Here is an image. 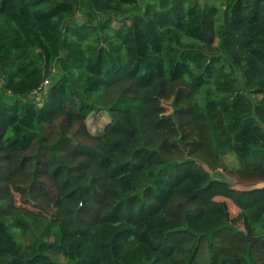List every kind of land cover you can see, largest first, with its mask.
Instances as JSON below:
<instances>
[{
    "label": "trees",
    "instance_id": "16d2710c",
    "mask_svg": "<svg viewBox=\"0 0 264 264\" xmlns=\"http://www.w3.org/2000/svg\"><path fill=\"white\" fill-rule=\"evenodd\" d=\"M156 91L174 92L171 114L149 106ZM33 149L58 216L27 243L22 215L37 216L12 184ZM50 253L264 264V0H0V264H63Z\"/></svg>",
    "mask_w": 264,
    "mask_h": 264
},
{
    "label": "rangeland",
    "instance_id": "374dc122",
    "mask_svg": "<svg viewBox=\"0 0 264 264\" xmlns=\"http://www.w3.org/2000/svg\"><path fill=\"white\" fill-rule=\"evenodd\" d=\"M174 92L168 93L166 95H160L158 92H154L151 95L148 103L151 109H153L158 114H171L173 112L172 102L174 99ZM39 97H44V93L39 94ZM179 104H186L183 101H180ZM110 116L107 112L102 114H92L88 120V126L94 134H100L104 126L109 121ZM33 151L19 154L16 157L15 163L17 167V176L12 184V190L15 196L16 204L31 211L37 217H40L42 220L37 219L33 215H27L23 213L24 219H26L31 224V232H28L26 235H22L18 232V238L23 239L27 243H32L36 239H44L43 231L47 225L46 219H52L58 216V212L55 207H53L48 201L38 191L37 186L32 184V171H33ZM225 167L221 169V176L227 178L230 177L226 174V165L229 164L230 169L232 167L238 166L237 161L233 157H227ZM212 174V172H210ZM214 175V174H213ZM220 201H225L230 210L231 222L234 226L239 228L241 231L248 233L249 225L245 216L241 211L234 206L231 200L226 198H218ZM50 256L57 258L65 264L60 256H57L54 253H50Z\"/></svg>",
    "mask_w": 264,
    "mask_h": 264
},
{
    "label": "water",
    "instance_id": "95a60500",
    "mask_svg": "<svg viewBox=\"0 0 264 264\" xmlns=\"http://www.w3.org/2000/svg\"><path fill=\"white\" fill-rule=\"evenodd\" d=\"M221 167L224 168L225 167V163L223 162V159H221ZM251 242H257L260 239L259 238H250L249 239Z\"/></svg>",
    "mask_w": 264,
    "mask_h": 264
},
{
    "label": "built area",
    "instance_id": "2783aa9c",
    "mask_svg": "<svg viewBox=\"0 0 264 264\" xmlns=\"http://www.w3.org/2000/svg\"><path fill=\"white\" fill-rule=\"evenodd\" d=\"M45 84L47 85L48 84V81H46Z\"/></svg>",
    "mask_w": 264,
    "mask_h": 264
}]
</instances>
